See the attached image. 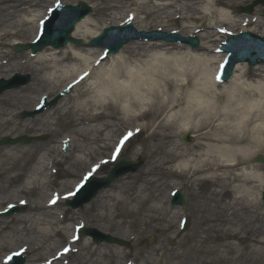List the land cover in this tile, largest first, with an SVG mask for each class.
Wrapping results in <instances>:
<instances>
[{
    "label": "bare ground",
    "instance_id": "bare-ground-1",
    "mask_svg": "<svg viewBox=\"0 0 264 264\" xmlns=\"http://www.w3.org/2000/svg\"><path fill=\"white\" fill-rule=\"evenodd\" d=\"M37 1L0 0V39L15 35L22 30L21 27L26 22L31 24L32 31L33 29L35 31L33 33H36L40 20L46 14L45 9L40 12L33 9ZM99 1L95 9L101 14H108L107 12L111 10L119 11L126 3V0ZM178 1L180 5H177L175 9L185 13L190 6L192 18L195 14L202 12L200 3L209 4V0H138L140 3L138 10H144L154 19H159L161 14H166L165 18H167L171 12L166 13L164 9L172 8ZM18 12L23 15H16ZM33 12L38 13L33 14ZM17 16L18 19H16ZM219 20L233 25L236 22L220 14ZM161 21L168 22L167 19ZM90 22H92L91 18L82 19L76 24L71 35L85 41L95 36L98 32L93 33L88 29ZM261 23L262 20L259 21V25ZM15 28H18L17 32L14 31ZM214 35L215 33L209 30L203 38L210 39ZM4 46H6L4 43L1 44V48ZM181 48L182 45L178 44L132 41L131 45L122 48L120 54L109 58L110 68H106L101 62L100 66L94 69L92 64L101 60L103 51L100 53L94 48L81 49L68 45L62 50L37 54L33 60L34 66L31 60L27 59L26 66L33 75V81L39 83L45 81L63 83L64 80L73 78L75 75L83 78L88 76L93 80L86 83L83 90L77 88L75 106L65 108L66 113L74 114L72 125L75 130L74 135L77 137L74 141L77 145L75 148L82 153L71 158L69 167L77 168L85 163L87 156H90V151L85 153L84 145L98 139L93 132L99 134L109 126L130 124L134 121L141 122L136 124L135 128H151L149 134L154 138V143L147 147L148 166L135 175H126L113 186L115 187L113 193L106 192L99 197L101 201L104 199L100 207L104 211L99 214L101 220L107 217L111 219L121 217L124 208H130V206L137 208V211L147 209L145 205L150 198L149 189L158 181L159 173L165 172L172 176L188 173L190 182L196 186L197 198L205 201L201 203V208L207 213L206 219L213 215L221 219V224L213 223L210 228L213 231L217 229V232L222 233L223 236L219 239L217 247H206L204 244L206 241L200 239L198 232L193 233L190 259L182 255L183 262L186 264L189 261L190 264H264L262 231L257 226L264 216V213L259 215L257 209L264 208V201L258 202L256 187L249 184L250 181L260 179L262 176L240 167V164L250 155L264 150V77H261L263 70L260 67L253 68L251 76L260 78L248 82L243 78L248 75L247 69L244 70L241 65H237L233 78L227 83L216 86L217 79L211 77V64L216 57L214 55L209 58L190 56L189 51H180ZM11 57L15 58L14 55ZM0 69L1 72L9 75L17 70V66L12 64L9 68L0 67ZM57 83L51 84L50 90H54ZM75 86L78 87L79 83ZM5 94L0 104L11 109L15 93ZM222 98L223 102L219 104L217 99ZM116 114L121 116L123 122L114 125L107 122ZM99 119L101 123L94 124ZM9 124L8 120H2L0 128H6ZM84 124L87 125L84 126ZM181 130H191L196 133V140L190 147V151L180 148L172 141V138ZM78 136L81 138L79 139ZM28 149L0 150V175H7L4 183L11 185L21 175L19 173L11 175V173L26 169V178L17 187L15 193L36 192L41 199L37 202L30 201V206L33 208L39 206V211L47 212L51 206H58L59 199L63 197L60 189L51 190L52 193L46 192L47 186L52 183L49 180L51 168L49 169L48 165L53 164L56 158L49 156V160L46 158L45 161L44 153H39L32 164ZM49 149V153L56 154L58 151L55 142ZM45 150L47 151L43 149L42 152ZM139 150L141 151L142 147ZM175 162L181 164L179 173L177 170H169L166 167L169 163ZM257 190L261 193L263 188ZM154 207L155 204L150 205L148 209L158 210ZM50 219H44L43 214L24 216L18 219V223L24 226L17 232L20 231V234L24 233L28 236L29 234L40 236L37 248H41L45 242L49 245L59 243L63 239L57 240L55 237L60 235H66L69 242L74 239V233H71V230L73 231L75 226L66 227L62 214L56 213L55 217ZM206 219L201 217L197 224L203 225ZM241 233L246 235L240 237ZM236 236L241 247L228 241ZM85 245L90 247L91 243L86 241ZM160 250L165 252L163 247H160ZM94 252L95 250L91 249L88 259L86 254H79L80 260L77 264H105L102 258L106 253L101 251L99 259H92ZM55 258L58 259L59 256ZM161 261L162 258L159 262ZM0 264H5L3 259H0ZM144 264H148L147 259L144 260Z\"/></svg>",
    "mask_w": 264,
    "mask_h": 264
},
{
    "label": "rangeland",
    "instance_id": "rangeland-1",
    "mask_svg": "<svg viewBox=\"0 0 264 264\" xmlns=\"http://www.w3.org/2000/svg\"><path fill=\"white\" fill-rule=\"evenodd\" d=\"M78 1L80 0H62V2L67 4H76ZM81 1L87 2V4L92 7V12L86 17L92 19V22H90L88 29L93 33H100L102 27L109 24H117L121 21H124L125 18L127 19V17H133L132 19H130V21L133 22L136 29H143L146 31L159 28L164 31L175 30L185 35L192 34L195 31L194 28L203 26V28L205 29L200 36L202 38H199L201 44L200 47L197 49H191L186 45H182L180 51H189L190 56L193 55L194 57L202 56L205 58H209L211 55H214L216 58L215 61L211 64L212 73L216 70L218 63L223 58V55L219 54L216 51L215 47H217V45L223 39L224 34H222V32H216L215 27L221 26L222 28H225L224 31H226V29L233 31L235 29V31H238L240 28H247L251 29L254 33L264 36V0L261 5L257 6L254 11H252V15H244L245 17L250 18V23L246 25V27L241 26L243 15L233 13L232 7L249 4L250 2H252V0H209V4L207 2L200 3L199 7L202 12L195 14L193 18L190 17V6L189 8H187L185 13H181V10L179 11L178 9H175V7H178L177 5H180V2L178 1L172 8L167 7L166 9H164L166 13L171 12L170 15H167V18H165L166 14H161V17L159 19L151 18V16H149L144 10H138V8L140 7V3L138 2V0H126V3L122 5L121 10H111L107 12L108 14H101L100 11H97L95 9L96 5L100 3L99 0ZM51 2L52 0H38V5H36L33 9H37L38 12H40L44 9L45 6L51 4ZM38 12H33V14ZM130 12H133L135 14V17L132 16ZM219 14L223 17L232 18L233 20H235V25L219 20ZM16 15L22 16L23 14L18 12L16 13ZM18 16L16 17V19L19 18ZM162 19H167L168 22L165 23L161 21ZM260 20H262V23L259 25ZM30 26L31 24L26 22L24 23V26L21 27V31L17 32L18 28L14 29V31L17 32L15 35L9 38L7 37L4 39H0V44L7 43L4 44L6 45L5 47H7V49L2 48V51L8 53L11 52L12 50L10 49V43L14 39H20V41L24 42L30 40L32 38L31 36H33L34 34V29L32 31ZM28 27H30V30H28ZM209 30L213 31L215 35L210 39H204L203 37L207 35V31ZM137 42L141 43V41ZM126 45H131V43H128ZM80 48L86 49L87 47L81 46ZM94 49L98 51L100 50V48ZM121 51L122 49L118 54H120ZM49 52H53V50L46 49V51H42L41 54H46ZM28 56L29 55L27 54L21 53L18 55L14 63L17 68L22 64L23 67H21L19 71L29 74V67L26 66L27 63H25V60L30 59L31 64L34 66L35 62L33 60L35 58H28ZM240 65L244 70L247 69L248 75L246 77H243L245 78L244 80L248 82L252 79L257 80L258 77L251 76L253 75V68H255L256 66L253 68H249L246 64ZM6 66L8 68L10 67V65ZM103 66H105L106 68H110L109 58L103 61ZM3 67L7 68L5 66ZM257 67H260L263 70V72L261 73V77H264V64L257 65ZM4 73L5 72H1L0 75H4ZM71 79L72 77L64 80L63 83H57V81H47L48 83L45 81L39 83L37 81H33L32 79L29 85L26 86V88L24 86L22 88L20 87L17 89L7 90L2 95H0L1 103V101H3L2 99L6 96L5 93H15V97L13 98V108L9 109V107L0 104V121L8 120V117H10V119L8 120L10 124L6 126V128H0V137L5 135L16 136L21 134L30 135L38 133H44L48 136L44 142H32L30 144L2 146L0 147V150L6 151L8 149L11 150L12 148H14L15 151V149L20 150L21 148H29L28 150L31 154L30 163L33 164V162L37 159L39 153H44L43 157L45 161L49 156L53 158H61L63 155L60 152V142L62 139L71 138L70 147H68L69 156H67V158L65 157V159L62 158L61 163L53 167L57 169V173L56 175H53V177L49 178L50 182L52 183L46 188V192L48 191V193H50L51 190L56 189H60L62 192H67L80 181V178L83 174H88L94 163L99 160H103L105 161V163L99 166L98 169L93 170V174L98 176L105 175L106 172L113 166L109 162L108 155H110V150L112 148V145L114 144V141L118 138V136L127 133L128 130L126 131V126L127 128H130L136 123V121H134L130 124H118L120 122H123V120L120 118V115L116 114V116H114L111 120H107V122L109 121L113 125L117 123L118 126H109L99 134L93 132L94 135L98 136V139L95 142L86 143L84 145L85 153L87 154V152L90 151V156H87L85 158V163L78 166L77 168L69 167V162L70 160H72L71 158L74 156L77 157V155H81L82 153L76 151L77 149L75 148V146L77 145L74 141L77 137H75L74 135L75 130L74 126L72 125L74 114H72L71 112L66 113L65 108L75 106L76 89L78 88L83 90L86 83H90L93 81L92 78H87L86 82H82L81 85L72 90V92L69 95L65 96V98L60 100L54 108H51L50 110L37 115L34 118L35 120H19L18 112L21 110H30L31 108H33L35 102L38 100V98L41 97V95H54L59 91L61 87H63V85L66 84V82ZM56 83L57 86H55L54 90H50L49 86ZM217 101L219 104H221L223 102V98L219 100L217 99ZM97 121L98 122H95L94 124L101 123V119ZM85 125L87 124H84V126ZM184 131L185 130L178 131L177 135L172 138V141L174 143H177L180 148L190 151V147L195 143L194 141L196 140V133L189 130L191 140L189 141V144L184 145L180 139V136ZM150 132L151 128H142L141 132L129 141L121 155L124 158H130L133 160H136V158L140 155L143 159V164L138 171L146 169L149 163V154L147 147L154 143V138L151 137V135L149 134ZM78 137L79 139L81 138L80 136ZM53 142H55L58 148L56 154L52 152L49 153V148H51ZM141 146L142 150L140 153L139 148ZM43 149H47V151L45 150V152H42ZM256 153L264 154V150L258 151ZM251 156H253V154L245 159V161L240 164V167L245 170H252L253 172L262 176L260 179L256 178V181H250L249 184L256 187L255 190L258 194L257 200L258 202L263 203L260 199V191L257 189L264 187V166L251 164L249 162ZM179 165H181L179 162H175L171 164L169 163L166 167L169 170H177V173H179L181 171ZM25 170L26 169H19L11 173V175L17 173H19V175L21 174L18 180L14 181V183H12L11 185L4 183L5 179H7L8 177L7 175H0V185H2L0 187V209L5 206L7 202H16L19 199H25L26 201H28V208L25 209L26 211L24 210L16 215L10 216L9 218H0V258L1 256L5 255L4 253L13 251L17 248L20 249L22 247H27L24 252V254L26 255L25 264H37L39 262H42L46 257L52 256L53 252H55L54 250L56 248L58 249L62 244L65 243V238L67 236L60 235L58 237H55V239L58 240L59 238H62V242H57L54 245H49V243L46 244L45 242L41 248H37V242L38 239L40 240V236H38L37 234H29L28 236L24 233L20 234V231L17 232L19 228L24 226V224L18 223V219L30 214H43V218L49 220L51 217L54 218L56 213H60L63 215L66 227L70 228V226L73 224L81 223L84 224V226L96 227L97 229H100L105 233H109L126 241H129V243L131 244V249H126L118 245H111L107 243L94 244L91 242L90 238L82 237L75 245L78 246L79 251L67 256L66 259L68 264H77V261L80 260L78 257L79 254H86L85 256L88 259L87 256L90 255L91 249L95 250L92 259H99V254L101 253V251L106 253L105 257L102 258L103 263L105 264H128V262L131 260H134V264H144L145 259H147L148 264H186L185 262H183L184 259L182 255H186L190 259L189 254L193 233L198 232L200 239L206 241V243L204 242L206 247H217L219 239H221L223 236L222 233L217 232V229H214L213 231V229L210 228V226H213V223L221 224V219L219 217H216V215H213L206 219L207 213H205L206 211L201 208V203H205V201L202 198H197L195 193L196 186L190 182V174L188 173L182 176H177L178 174L172 176L165 172L159 173L158 181H156V183L153 184V186L149 189L150 198L147 205H145L148 209L150 205L155 204V207H157L158 210L155 211L153 209H140L137 211V208H132L130 206V208H124V213L121 217H117L115 219L107 217L104 220H101L99 218V214L104 213L103 209L100 208L101 204L104 202V199L103 201H101V198L99 197L106 192L113 193L115 190V187L113 186L117 185L118 182L124 179L126 175L115 180L111 184V186H109L110 189L106 191L104 190L103 192L101 191L102 193L100 192L101 194L99 193L95 200H93L90 204L84 205L83 208L71 210L66 208L63 202H60L57 207L50 208L47 212H44L43 210L39 211V206H36L35 208L30 206V201L37 202L41 199L39 194H37L36 192H22L18 194L15 193L17 187L20 186L26 178L25 175L27 171ZM136 173H129L127 175H135ZM176 188H179V190H181L188 197V203H186L185 206L172 207L168 204L171 191ZM202 188L203 187L201 186V190ZM199 195L202 196L201 194ZM135 211L137 212L135 213ZM257 212L259 215L260 213H264V208H258ZM182 217H186L189 220V225L185 232H181L178 225L180 224V220ZM201 217L202 219L205 218L207 221L204 220L203 225L200 226L197 223H199ZM214 218L217 221H215ZM259 221L260 224H257V226H259L262 231L261 236L264 246V216L262 221ZM216 228H218V226H216ZM245 235L246 234L241 233L240 237ZM150 237L154 238L153 242L151 244H147V239ZM237 237L238 236L230 238L228 239V241L232 242L235 245H238V247H241V244L237 240ZM86 241L91 243L90 247H87L85 245ZM160 247L164 248V253L160 250ZM161 258L162 261L159 262ZM187 264H190V261Z\"/></svg>",
    "mask_w": 264,
    "mask_h": 264
},
{
    "label": "water",
    "instance_id": "water-1",
    "mask_svg": "<svg viewBox=\"0 0 264 264\" xmlns=\"http://www.w3.org/2000/svg\"><path fill=\"white\" fill-rule=\"evenodd\" d=\"M251 7L252 6L245 7L243 10L249 11L251 9ZM89 10H90V8L86 7L85 4H83V8H81V9L79 6L73 7V8H71L70 6H62L61 7L62 13H68V12L72 11L71 18H69V20L65 22V24L59 29L58 32L50 35L51 37L46 38L44 40V42L40 44V46H34L33 49L38 50V49H40L41 46H43L44 44H47V43H50V44H52V46H55V47L58 45L61 46L62 44H64L66 42V40H70V41L75 42V43L80 42V41L71 39L69 37V32L72 30L74 23L77 20H79L80 18H82L84 16V13H86ZM109 31H110V29L104 30V34L109 32ZM57 35H59L61 37L59 39H57L58 38ZM101 38L99 37L98 40H100ZM244 38L246 40H248L249 42L253 43V49L240 50V51H237L238 49H235L236 50V56H234V57L231 56V62H236L239 60H248L250 63H253L258 58L264 59V43H260V42L256 41L255 39H253V37L251 38V37L245 36ZM187 41L189 42V44L191 46L197 45L196 40L187 39ZM226 46H228L230 55H232L234 50L230 48L231 46H229V44H227ZM16 49L20 50L21 48H19V46H17ZM23 116H24V114H23ZM31 139L32 138H26V137H21V138H16V139H10V138H4L3 139L2 138L0 140V144L15 143L17 141H24V140L29 141ZM182 140L185 143L188 142V138H187L186 134H184L182 136ZM261 160H262V162H264V158H262L260 156L255 158V161H261ZM138 166H139V163L136 164V163H133L131 161H126V160L121 159L119 162L116 163L115 167L109 172L107 178L91 177L88 184L84 187L83 191L81 192L79 199L76 200L75 202H69L68 201V202H66V204H71L72 206H75V205H78L80 203V205H81L83 201L93 198L98 189H100L101 187H104L106 185H109V183L111 182V180L114 177H117L118 175H121L127 171L129 172V171L136 170L138 168ZM263 197H264V194H263ZM176 199H177V202H179V203H186L185 196L182 195L180 192H178ZM83 232L93 234V236H94L93 239L95 241L105 240L108 242H119L120 244H124V242L122 240H118V239L112 238L110 236L102 235L95 230L85 229ZM95 233L97 234V236L95 235ZM22 261L23 260L20 259L17 261V263L20 264Z\"/></svg>",
    "mask_w": 264,
    "mask_h": 264
},
{
    "label": "snow or ice",
    "instance_id": "snow-or-ice-1",
    "mask_svg": "<svg viewBox=\"0 0 264 264\" xmlns=\"http://www.w3.org/2000/svg\"><path fill=\"white\" fill-rule=\"evenodd\" d=\"M125 139H127V137H125ZM79 187V186H78ZM73 193H69V195H72Z\"/></svg>",
    "mask_w": 264,
    "mask_h": 264
}]
</instances>
